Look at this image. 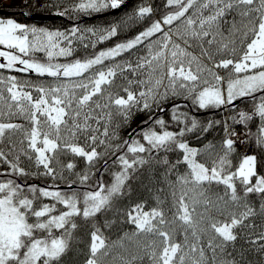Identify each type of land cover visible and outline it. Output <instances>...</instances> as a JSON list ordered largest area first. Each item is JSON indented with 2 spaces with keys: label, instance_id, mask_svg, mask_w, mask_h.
Wrapping results in <instances>:
<instances>
[{
  "label": "snow or ice",
  "instance_id": "obj_1",
  "mask_svg": "<svg viewBox=\"0 0 264 264\" xmlns=\"http://www.w3.org/2000/svg\"><path fill=\"white\" fill-rule=\"evenodd\" d=\"M123 3L53 0L37 7L78 19L80 13L116 9ZM164 8L157 15L154 3L139 0L118 20L72 23L66 29L0 16V69L5 70L0 71V115L9 116L0 120V142L7 140L8 144L0 147V264H62L78 215L92 221L83 264H209V260L211 264H241L229 258L223 247L217 259L212 238L207 241L212 252L209 258L200 240L201 233L212 232L222 244L234 241L235 227L257 211L247 203L249 194L264 196V173L257 171L255 153L244 155L239 166L229 170L235 129L229 133L228 124L229 118L246 125L258 117L256 142L264 148V0H165ZM137 22L143 26L134 35L97 48ZM81 48L92 52L77 55ZM14 69L31 70L37 79L26 76L21 80ZM117 74L122 78L120 85H116ZM113 85L123 94L112 91ZM241 98L251 101L250 111L233 103ZM185 100L192 107L227 108L232 113L223 121L225 135L211 167L197 159L198 153L212 147L211 142L197 147L184 135L198 127L207 131L221 121L202 123L184 110ZM166 109L171 121L165 119ZM140 110L151 113L144 121L146 126L121 144L110 143L117 135L111 128L114 117H121L118 127ZM14 116L28 123L17 122ZM173 122L176 130L168 126ZM113 149L119 155L111 161L113 169L118 168L111 172V182L105 183L101 173L95 184H87L91 165ZM173 150L178 154L176 160L168 155ZM69 151L87 162L76 173L78 188L65 192L51 182L47 186L27 182L28 176L41 174L52 181L64 179V170L76 167L73 159L66 163L60 159ZM161 152L163 156L158 155ZM149 161L164 167L162 175L174 205L172 219L165 216L156 193V206L145 210L144 200L131 205L135 211L129 210L126 218L132 231L124 230L108 243L96 215L111 209L118 198L131 195L126 182ZM181 163L186 165L183 172ZM33 166L36 171H31ZM104 167L109 170L107 161ZM237 179L242 194L237 192ZM221 184L224 191L213 194L211 186ZM49 197L51 203H34ZM241 201L245 202L243 211L231 209L230 205L240 206ZM58 205L62 210H57ZM259 211L264 214V200ZM219 214L229 218L221 221ZM104 223L110 226L112 221ZM178 231L182 240L176 238ZM125 240L132 243L126 245ZM252 240H264V231ZM116 246L122 251H114ZM258 250L264 257V244Z\"/></svg>",
  "mask_w": 264,
  "mask_h": 264
},
{
  "label": "trees",
  "instance_id": "obj_2",
  "mask_svg": "<svg viewBox=\"0 0 264 264\" xmlns=\"http://www.w3.org/2000/svg\"><path fill=\"white\" fill-rule=\"evenodd\" d=\"M45 2L51 3L53 2V0H0V16H13L22 23H35L38 25H43L45 27H59L66 29L72 23H78L81 25H93L99 23H110L113 20H118L123 16L125 12L129 11L134 6H136L139 3V0H130L126 6H124L120 11L116 13L111 12L113 9H103L99 12L80 13L78 14V19L71 15L64 16L57 14L52 10L40 9L39 7H37V5ZM149 2L154 3L155 7L159 9L157 15L162 14L163 11H165V0H149ZM32 14H46L49 16L53 15V17L48 18L46 20H33L30 18ZM55 15L56 17H54ZM142 26L143 22H137L131 25L130 27L123 29L122 33L118 34L117 37L110 38L107 42H101L97 45V48L107 47L111 43H114L116 39H123L134 35L135 32L139 31ZM85 51L90 53L92 52V49L81 48L77 52V55H83ZM0 59L3 58L1 57ZM12 72L13 74L20 73V71L16 69L12 70ZM120 84H122V78L116 80V85ZM116 85L112 86V91L120 92V94H123L122 89L116 87ZM101 102L103 103L106 101L102 100ZM171 102L178 101H170V103ZM234 103L238 106H243L249 111L252 108L250 100L245 102L241 98ZM184 110L190 111V113L192 115H195L198 120L202 123L206 122L208 119H215L221 121L220 124H214L207 131H203L202 128L198 127L197 129H193L191 132L186 133L184 135V138L187 139L190 144L197 147H203L205 144L211 142V148L207 149L205 153L197 154V159L211 167V159L216 158L217 153L220 151L221 148L220 142L225 135L223 121L225 117H231L232 113L227 108L208 107L201 109L199 107H192L190 100H185ZM149 115H151V113H146L143 110L137 111L133 115L131 123L124 126L123 131L119 133L114 139H112L110 143L121 144L124 140L129 139L132 135L138 133L140 129L146 126L144 121H147ZM165 119L166 121H171V115L167 112V109ZM15 120L20 123H26L25 120L20 118ZM228 124L229 133H231L232 130L235 129V135L231 136V138L234 140V146L233 151L229 156V159L231 160L229 170L234 171L235 168L239 166V163L244 155L255 153L258 157L257 171L260 173H264V148H261V146L258 145L256 142V136L258 134L259 129V118L253 117L246 125L238 121L234 122L229 118ZM168 126L172 127L174 130L178 128V126L174 122L169 124ZM157 130H160L159 126H157ZM7 146V140L0 142V147ZM180 154L182 155V150L180 151ZM118 155L119 151L113 149L112 151H109L107 155L101 156L98 160H96L95 163L92 164L90 167V178L87 181V184H95L96 178L101 173H103L105 183L111 182V172L113 170H118V168L113 169L111 161L115 160ZM158 155L163 156L164 153L161 152ZM168 155L171 160H176L178 154L176 150H173L169 152ZM21 159L22 161L24 160L23 157ZM60 159L64 163H66L68 159H73L76 164L75 170L81 168L85 169V167L87 166L85 164L84 159L72 154L70 151L61 154ZM106 161L109 164L108 171H105L104 167ZM185 168V164L181 163L179 165V170L181 172H183ZM31 171H36L34 166L31 168ZM163 171L164 167L155 163L154 161H149L143 165H140L136 170L135 174L131 176L126 182V189L128 187L132 189L131 195H125L121 198H118L113 202V207L111 209H108L107 211L98 213L96 215L98 227L101 229L102 234L107 238L108 243H111L112 241L116 240L124 232V230H128L129 232L132 231L133 225L128 222L126 218V214L129 210L135 211V209L131 208V205L133 203L139 202L140 200H144L146 201L145 210H147V208L149 207L156 206V193H159V196L163 201V204L160 205V207L164 209L165 216L168 220L172 219L174 213V205L172 203V197L170 195L171 189L162 175ZM171 179L174 180L175 175H172ZM26 180L28 183H36L41 186H47V184L51 182L59 186L65 192L79 187V181L77 179V176L67 177L64 179L58 178L55 181H52L51 177H45L41 174L35 177L28 176ZM68 180H72L73 184L69 185L67 183ZM236 183L238 194H242V184L238 179ZM223 191L224 188L222 184L219 186H211V192L213 194L222 193ZM262 200H264V196L259 193L249 194L247 198V203L255 207L257 211L253 216L245 218V221L242 225L235 227L234 230L237 232V236L234 241L228 242L227 244H222L219 237L215 236L214 233H201L200 243L205 245V251L209 258L211 257L212 252L211 249L207 247V241L209 238H212L213 243L217 246V259L220 258V248L223 247L226 253H230L229 258L234 257L240 260L241 264H262V261H264V257L261 256V253L258 250V245L264 244V240L255 242H253L252 240L253 236H259L261 232L264 231V214H261L259 211ZM44 202L51 203L52 198H43L42 200L37 199L34 203L36 205H40ZM244 203V201H241L240 206L232 204L230 205V207L232 210L239 213L240 211H243L242 205ZM62 208L63 206L58 205L57 210H62ZM118 208L123 209V211L118 212ZM213 215L217 214L214 212ZM122 216L124 217L123 220H121ZM217 218L223 221L224 219L229 218V216H226L225 214H219ZM74 219L76 220L77 228L73 230V239L70 241V246L67 253L62 257V264H83V261L86 260L89 251L92 221L90 219L86 220L80 215L74 217ZM105 220L112 221V224L110 226L105 225ZM167 227L171 228L172 226L168 225ZM55 231H57V234H59V230ZM176 238L182 240V233L178 231L176 233ZM131 243L132 241L125 240L126 245ZM114 251H122V249L119 246H116ZM209 264H211L210 260Z\"/></svg>",
  "mask_w": 264,
  "mask_h": 264
},
{
  "label": "rangeland",
  "instance_id": "obj_3",
  "mask_svg": "<svg viewBox=\"0 0 264 264\" xmlns=\"http://www.w3.org/2000/svg\"><path fill=\"white\" fill-rule=\"evenodd\" d=\"M237 45H239V40H237ZM192 50L195 51V52H197V53L199 52V49L198 48H193ZM0 60H2V59H0ZM0 71H5V70L0 69ZM219 71L221 72L222 75H224V70L220 69ZM20 73L14 74V75L20 77L21 80H23V78L26 77V76L30 77L32 80H36L37 79V76L34 73H31V70H30V73H22V72H20ZM120 78L121 77L119 76V74H117L116 80H119ZM225 79H227V77H225ZM33 94H34V96L36 95L35 90H33ZM0 111H3L2 105H0ZM140 111H142V110H140ZM113 112H115V109H113ZM136 112H133L132 115L129 117V119L126 122L120 123L118 127H117V121H119L121 119V117H119V116H115L114 117V120H113V123L111 125V128L115 129L117 135L123 131L124 126H126V125H128V124L131 123L132 117H133V115ZM19 118L20 119H23V117H21V116H14V117H12V119H19ZM8 119H9V116H7V115H0V120H5L6 121ZM25 122H26L25 124L28 123L26 120H25ZM109 135H111V131H110ZM115 137H113V139ZM97 150L98 151H103L102 146L97 145ZM85 164L87 165V162L86 161H85ZM35 170H37V169L35 168ZM82 170H83L82 168L81 169L74 170V171H70L68 169L67 170H64V178L76 176V173L82 172ZM40 172L43 173V169L42 168L40 169Z\"/></svg>",
  "mask_w": 264,
  "mask_h": 264
},
{
  "label": "water",
  "instance_id": "obj_4",
  "mask_svg": "<svg viewBox=\"0 0 264 264\" xmlns=\"http://www.w3.org/2000/svg\"><path fill=\"white\" fill-rule=\"evenodd\" d=\"M129 1L130 0H125L124 3L121 6H119L116 9H113L111 12L112 13H116V12L120 11L124 6H126L128 4ZM51 17H53V15L49 16V15H46V14H32L30 16V18L33 19V20H46V19L51 18ZM54 17H56V15Z\"/></svg>",
  "mask_w": 264,
  "mask_h": 264
}]
</instances>
